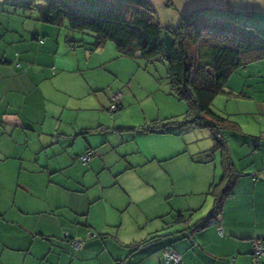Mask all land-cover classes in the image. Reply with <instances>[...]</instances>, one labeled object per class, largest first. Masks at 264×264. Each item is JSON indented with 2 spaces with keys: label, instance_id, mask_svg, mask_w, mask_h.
<instances>
[{
  "label": "crops",
  "instance_id": "1",
  "mask_svg": "<svg viewBox=\"0 0 264 264\" xmlns=\"http://www.w3.org/2000/svg\"><path fill=\"white\" fill-rule=\"evenodd\" d=\"M146 1L163 28L204 9L231 11L264 25V0ZM0 8V264H264V255L253 257L251 242L264 237V127L254 131L244 125L243 112H224L239 125V131L226 132L238 176L220 211L225 234L220 236L214 224L198 227L213 207L207 190L222 175L218 152L210 161L196 159L210 145L201 144L182 159L190 148L172 140L171 132H146L152 140L146 151L137 140L141 133L128 127L127 138L134 142L128 153L139 157L113 166L104 153V145L111 144L107 127H94L103 125L102 117L108 125L119 119L112 121L102 110L108 95L100 91L107 85L97 70L133 58L119 55L111 41L90 50L91 35L44 23L26 7ZM75 39L83 40L70 42ZM119 67H110L116 78ZM136 72L134 66L131 75ZM240 74L229 78L231 93L222 95L256 99L235 88L252 81ZM121 83L116 87H124ZM122 96L121 108L127 98L122 102ZM259 101L264 104V94ZM154 119L160 118L145 121ZM92 131H104L101 142L93 141ZM252 136L261 138L258 147L249 144ZM88 151L92 154L83 162L80 156ZM155 159L175 160L176 174L163 173L169 183L150 193L152 205L140 208L121 171ZM182 168L189 171V184L178 175ZM97 183V192L89 191ZM187 227L194 228L189 233ZM78 239L83 243L75 250L72 241ZM166 246L180 254V263L163 257Z\"/></svg>",
  "mask_w": 264,
  "mask_h": 264
},
{
  "label": "trees",
  "instance_id": "2",
  "mask_svg": "<svg viewBox=\"0 0 264 264\" xmlns=\"http://www.w3.org/2000/svg\"><path fill=\"white\" fill-rule=\"evenodd\" d=\"M0 5L26 7L38 12L44 23L89 34L92 41L86 44L90 50L111 41L121 56L146 63H166L169 93L188 103L184 121L178 123L210 130L212 141L209 140L210 145L195 155L196 159L210 161L217 152L219 155L222 175L207 190L213 197V207L198 227L214 224L218 234L223 236L220 211L238 176L228 150L229 133L226 132L239 131V125L228 114L215 112L212 104L218 95L231 93L227 83L232 74L256 61L263 62L264 25L255 24L247 16L231 11L204 9L186 14L174 28H163L154 8L146 0H0ZM120 108L121 100L112 114L115 115ZM168 124L170 122L154 119L142 129L145 132H168ZM260 141L259 136H252L249 144L258 147ZM253 178L258 175L253 174ZM179 220L178 215L175 222ZM193 228L187 227L186 230L190 233ZM251 242L253 257L263 256L264 237H255ZM259 244L262 246L260 254L256 250ZM169 251L176 253L179 259L167 258L165 252ZM162 255L166 260L181 262L180 254L172 247H163Z\"/></svg>",
  "mask_w": 264,
  "mask_h": 264
},
{
  "label": "rangeland",
  "instance_id": "3",
  "mask_svg": "<svg viewBox=\"0 0 264 264\" xmlns=\"http://www.w3.org/2000/svg\"><path fill=\"white\" fill-rule=\"evenodd\" d=\"M5 11L13 12V7L5 6ZM1 9V8H0ZM38 13V12H37ZM114 45L113 42H109ZM118 61V60H117ZM262 63H258L256 61V68H250L249 71L244 74L242 71H245L244 68H240L236 73H234L231 77H236L237 73L243 74L247 79H250V86H245V88L238 87L239 85H235V88H240L249 94H254L256 99L245 98L244 96H236L235 98H229L227 96H223L222 94L218 95L212 104V109L217 113L224 112H235L241 111L243 114L241 115V119L245 126H250L254 131H258L261 127H264V104L259 101V95L264 94V60ZM121 63V64H117ZM253 64V63H252ZM113 65H120L119 67V75L120 77L116 78L111 72L110 67ZM136 68V74L134 76L131 75L133 67ZM101 81L103 84H106L107 87L105 90H101L102 96L107 97L106 105L102 104V110L106 112L108 118L112 121L117 120L118 123L115 124L113 122L111 125L105 124V119L102 117L103 125H95V129L101 128V126L107 127V136L110 145H104V153L110 162H113V166L117 167V162L126 161L127 158H134L135 156L139 157V154L128 153L133 145V141H129L127 138L128 132L127 128L131 127L133 131L140 132L137 140L139 138V142L142 145L144 150H148L152 144V140H150V135L142 129V126L150 122L146 123V118H160L162 123L170 122L168 126V132L174 134L171 136L172 140L178 139L183 143H187L189 146V150L182 152V159L191 158L190 152H194L191 148L197 147L201 144H207L212 141L210 130L208 128H200L195 125L185 123L180 124L179 122H183L184 112L188 109V103L185 100H180L177 97L173 96L169 93V84L167 76V65L163 61H157L154 63H146L141 59H123L122 62H115L111 64L108 68H105L104 71H100ZM240 74V75H241ZM254 79L257 80L254 82ZM122 81L124 87H116V85L120 84ZM252 83V84H251ZM259 85V86H258ZM119 88V89H118ZM107 89V90H106ZM122 92V102L126 98V101L123 103V107L120 108L115 115H113L110 111V103L111 96L115 92ZM99 92V91H97ZM102 114V113H101ZM99 112V115H101ZM240 117L239 115H237ZM168 119V120H167ZM121 122V123H119ZM135 122V123H134ZM105 124V125H104ZM109 127V129H108ZM93 129V130H95ZM103 130V128H101ZM101 132H94L93 141L101 142V136L105 134ZM146 133V134H145ZM145 134V135H144ZM155 140V138L153 137ZM142 157L139 159L141 160ZM116 160H118L116 162ZM138 160V159H137ZM140 164V162L138 163ZM175 164V160L158 161L155 159L154 161H145L143 164L133 167H127L126 169H122L121 174L123 178H127L128 182H126L123 178L122 181L126 182L127 185L131 189H135L134 197L139 199V207L143 208V206H150L153 204V199L150 195L152 191L162 192L164 190V186L169 183L164 179L163 173H174L173 165ZM121 167V165H119ZM180 179H188V184L190 183L189 171L185 168L181 169L179 172ZM180 179H178L180 181ZM130 180H132L130 182ZM133 182V183H132ZM183 186L187 188V184L182 182ZM179 184V183H178ZM100 188L99 183L92 185L89 188V191H95ZM182 187L176 186V189L179 190ZM182 197V196H180ZM100 206H97V211L95 216L98 217V211ZM133 211H136L135 209ZM119 216L122 215L117 210ZM129 211L125 210L124 214H128ZM94 216V217H95ZM95 217V218H96Z\"/></svg>",
  "mask_w": 264,
  "mask_h": 264
},
{
  "label": "built area",
  "instance_id": "4",
  "mask_svg": "<svg viewBox=\"0 0 264 264\" xmlns=\"http://www.w3.org/2000/svg\"><path fill=\"white\" fill-rule=\"evenodd\" d=\"M121 96L122 93L121 92H115L112 96H111V103H110V111L111 113H115V111L117 110L118 106L120 105V100H121ZM91 151L81 155V160L83 162L87 161L90 156H91ZM72 245L75 249H78L82 246L81 241L78 240H74L72 241ZM257 252L260 254L261 250H262V246L259 244L256 247ZM165 255L167 256V258H174L175 260H178V255L176 253H174L173 251H169V252H165Z\"/></svg>",
  "mask_w": 264,
  "mask_h": 264
}]
</instances>
